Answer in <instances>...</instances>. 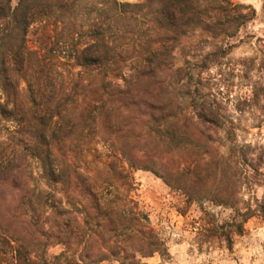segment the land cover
Here are the masks:
<instances>
[{
  "label": "trees",
  "instance_id": "1",
  "mask_svg": "<svg viewBox=\"0 0 264 264\" xmlns=\"http://www.w3.org/2000/svg\"><path fill=\"white\" fill-rule=\"evenodd\" d=\"M77 2L19 0L12 7L11 0H0V41L8 42L0 55V121L14 124L5 131L14 141L13 155H0V264H146L154 254L168 256L166 241L133 194L128 168L103 162L93 171L82 170L64 145L87 122L99 132L114 127L116 150L128 167L156 173L151 165L162 166L161 154L175 146L173 122L168 121L171 101L157 99L159 69L171 63L173 50L187 33L228 35L251 19L244 6L231 0H96L98 18L90 35H61L60 24L72 17ZM145 8L146 13L141 11ZM143 15L149 18L140 23ZM130 24L137 27L126 41L124 27ZM142 25L151 34L144 40ZM29 33L35 49L25 52ZM15 39L22 47H13ZM71 42L79 46L65 53V66L55 68V45ZM144 83L152 88L143 90ZM263 94L264 85L255 84L251 97L239 100L237 109L242 114L247 108H264ZM212 103L200 110L206 112L205 121L215 124L219 117ZM131 110L148 112L146 119L138 117L147 125L135 136L138 146L128 134L133 129ZM227 133L233 140V129ZM248 150L233 146L226 157L196 151L184 168H168L175 185L163 178L186 202L209 201L232 211L218 223L202 208L199 249L216 243L231 253L233 237L244 233L245 223L252 217L264 219V196L246 201L241 196L244 187L264 182V148L247 164L250 174L239 164L247 161Z\"/></svg>",
  "mask_w": 264,
  "mask_h": 264
},
{
  "label": "rangeland",
  "instance_id": "2",
  "mask_svg": "<svg viewBox=\"0 0 264 264\" xmlns=\"http://www.w3.org/2000/svg\"><path fill=\"white\" fill-rule=\"evenodd\" d=\"M18 1L11 0L12 7ZM119 1L140 4L146 0ZM231 1L235 5L244 6L243 12L249 13L251 19L237 29L233 27L228 35L214 37L202 30L187 33L180 38L173 50L171 63L159 69L156 98L159 101L164 99V103L168 99L171 101L168 121L173 122L171 130L175 132V146L171 153L166 151L161 154L162 166L151 165L157 170L156 173L148 169L128 167L116 150L113 136L118 133L114 131V127L99 132L96 125L87 122L64 145L65 150L70 151L69 157L82 170L93 171L102 167L103 162H116L128 168L135 182L133 194L148 212L152 224L168 246V256L154 254L144 260L146 264H264L263 218L252 217L245 223L244 233L233 237L231 253L216 243L199 249L201 242L197 228L205 224L201 220L202 208L213 213L218 223L227 220L232 211L215 206L209 201L186 202L181 191L164 181L167 179L175 185L174 178L168 174V168L172 171L184 168L191 160V153L211 150L226 157L233 146H249L247 161L244 164L243 160H239V164L246 165L245 170L250 174L247 164L264 148V108H247L241 114L236 107L239 100L251 97L255 84L264 85V0ZM77 3L80 6L72 8V17H65L60 24L58 31L61 35L87 37L92 32L90 25L98 18L97 11H94V6H98L96 0H78ZM141 11L146 13L147 8ZM148 18L149 16L143 15L139 22L145 23ZM135 27L133 24L124 27L123 37L126 41L133 36ZM140 31L141 40H144L149 34L147 26L142 25ZM111 33L112 30H109L107 35L111 36ZM32 37L31 33L27 35L29 41L24 43L25 52L35 49ZM21 44L20 40H13L15 49L22 47ZM7 46V40L0 41V55ZM75 46L79 45H74V42L55 45L57 55L52 65L55 68L65 66V53L74 50ZM135 51L129 54L132 55ZM150 88L151 83H144L142 86L145 91ZM20 89L23 93L26 92L24 81H21ZM211 103L214 105V114L219 117L215 124L205 121L203 116L206 112L200 110L203 106L209 107ZM261 105H264V94L261 96ZM129 115L133 121L130 123L133 129L128 131L133 137L130 141L138 146L135 136L147 127L138 117L146 119L148 112L131 110ZM185 117L190 120L184 121ZM230 128L233 129V140L227 133ZM6 129H14V124L0 121V155L6 153L11 157L14 141L6 137ZM109 137L110 139H106ZM90 174L95 176L94 172ZM241 196L244 201L251 197L261 199L264 196V182L257 180L252 188L244 187Z\"/></svg>",
  "mask_w": 264,
  "mask_h": 264
}]
</instances>
